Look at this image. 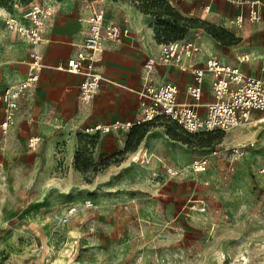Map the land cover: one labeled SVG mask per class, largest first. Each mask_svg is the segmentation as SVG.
<instances>
[{
	"label": "rangeland",
	"instance_id": "rangeland-1",
	"mask_svg": "<svg viewBox=\"0 0 264 264\" xmlns=\"http://www.w3.org/2000/svg\"><path fill=\"white\" fill-rule=\"evenodd\" d=\"M91 1H99L107 14L113 3L131 6L151 17L155 36L156 30L162 31L164 41H214L233 64L248 55L262 75L264 20H245L238 26L241 9L226 0L215 1V15L200 10L203 0H168L176 16L166 14L161 5L146 10L149 0H0V93L13 86L5 82L6 73L18 72L30 58L25 37L8 28V15L29 26V7L50 3L56 12L46 31L58 13L83 14ZM234 49L239 51L232 53ZM253 49L259 54L251 55ZM2 107L0 102L5 119ZM1 122L0 264H264V136L258 125L196 135L168 121L120 125L107 133L85 130L78 135L74 160L57 161L53 173L42 177L37 174L36 151L29 142L27 151L11 145L16 141L14 125L3 129ZM159 126L185 149L182 167L169 162L153 171L145 169L147 163L138 155L131 156L149 129ZM113 131L123 144L98 154L105 135ZM250 142L255 147H246L239 160L224 156L226 148ZM203 156L209 166L195 172L193 161ZM168 169L178 174L172 176ZM184 179L190 181L186 208L174 219L166 214L167 193ZM143 206L151 207L150 214L157 218L143 219ZM61 209L65 214L57 219Z\"/></svg>",
	"mask_w": 264,
	"mask_h": 264
},
{
	"label": "crops",
	"instance_id": "crops-1",
	"mask_svg": "<svg viewBox=\"0 0 264 264\" xmlns=\"http://www.w3.org/2000/svg\"><path fill=\"white\" fill-rule=\"evenodd\" d=\"M206 1V4L203 3L204 0L201 2L203 6L200 10L202 9L205 15L218 13V9H213L216 2ZM94 5L101 7L99 1H91L86 4L83 14L65 12L56 15L51 26L44 32L42 42L37 46V50L43 56L45 67L38 82L26 96L19 100L20 109L11 129L12 134L16 136H14L16 141L11 142V145L15 144L27 151L29 140L39 138L36 148L32 150L36 151L34 153L35 162L39 164L37 174L40 171L42 177L53 173L57 161L69 163L74 160L79 146L78 135L82 131L92 130L98 125L117 124L119 127L128 123L132 126L149 125L137 122L142 117L138 92L147 82L144 65L149 58L158 55L161 46L156 41L154 28L151 26V17L122 2L113 3L108 8V14L105 11L107 20L128 28L130 34L119 44H107L99 56L98 70L103 74L104 80L90 106L85 107L79 101V86L82 78L58 69L65 67L68 60L74 57L82 46L86 20L90 7ZM208 5L211 6L210 11H206ZM193 12L194 10L191 11ZM204 41V43H198L201 47L198 58L200 62L208 58L219 57L226 64L245 68L250 75H260L257 73L254 61H250L248 55L247 63L241 64L239 61L233 64L231 59L225 56L220 44L214 41ZM25 44L30 49V57L33 47L27 42ZM238 51L234 49L232 53ZM259 52L253 49L251 55L256 56ZM29 64L30 58L18 72L8 71L5 75V82L13 86L22 82L28 75ZM152 80L155 84L170 82L177 85L180 90L179 98L183 101L189 100L186 89L192 81L190 73L179 71L171 66H160L153 72ZM210 82L211 77L206 75L205 102L211 100ZM2 110L4 111L3 107ZM1 120L3 122L4 117L3 119L1 117ZM116 128L112 127L113 130ZM122 144L123 140L117 139L116 131H113L105 135L97 153L110 150V147H119ZM12 151L14 150L11 148L5 152L9 155ZM132 155L142 158L147 163L145 169L153 171L165 167L163 163L169 162L180 168L187 159V153L182 145L173 143L164 132V127L161 126L150 128L139 143L138 150ZM189 183L190 181L184 179L182 184L173 187L174 191L171 189L167 193L171 196L166 202V214H172L174 219L185 211ZM150 205L154 207L155 203ZM149 208L151 207L141 208L142 218L156 219L155 215L150 214ZM62 214H65V209H61L56 218L59 219Z\"/></svg>",
	"mask_w": 264,
	"mask_h": 264
},
{
	"label": "built area",
	"instance_id": "built-area-1",
	"mask_svg": "<svg viewBox=\"0 0 264 264\" xmlns=\"http://www.w3.org/2000/svg\"><path fill=\"white\" fill-rule=\"evenodd\" d=\"M216 1V0H210ZM236 4L241 9L236 18V24L242 26L245 20L260 23L264 20V0H226ZM208 5L206 11H210ZM55 7L33 4L29 7L28 19L31 25L24 26L13 15H8L6 24L12 31L25 37L33 47L30 54L29 72L19 84L9 87L0 93V102L4 105L5 119L3 129L13 124V118L19 110V100L26 96L38 82L43 68V56L37 50L42 42L45 28L55 15ZM130 30L114 21L106 19V12L99 6H91L86 20L83 44L77 54L70 58L65 67L58 69L82 78L79 89L80 104L88 107L96 98L103 74L98 70L99 56L109 43L119 44ZM201 47L196 41L182 39L161 44L155 57L149 58L145 65L146 84L138 92L139 106L142 117L137 122L159 123L167 120L175 123L189 134L223 132L256 123L264 136V54L262 55V75H250L245 68L222 62L217 57L208 58L204 62L198 60ZM240 63L249 61L247 55L240 58ZM171 66L179 71L192 75V81L187 85L186 94L189 98L183 101L179 98L177 85L164 82L155 84L152 74L157 67ZM206 75L211 77V100L204 101V83ZM127 127L132 126L130 123ZM113 126L98 125L91 131L109 132ZM39 138L29 140V147L36 148ZM246 147H255L254 142L247 146H232L225 149L224 156L231 161H237L244 154ZM217 150L214 151L218 155ZM208 158L203 156L193 161L195 172L206 171ZM172 176L178 171L168 169ZM264 177V168L260 169ZM73 212V211H72Z\"/></svg>",
	"mask_w": 264,
	"mask_h": 264
},
{
	"label": "trees",
	"instance_id": "trees-1",
	"mask_svg": "<svg viewBox=\"0 0 264 264\" xmlns=\"http://www.w3.org/2000/svg\"><path fill=\"white\" fill-rule=\"evenodd\" d=\"M2 1L8 2V3L12 2V0H2ZM31 1L32 0H26V3L31 2ZM149 1L151 3H149V5L144 6L146 8V10L149 9L150 7H154L155 5H161V6L165 7L166 14L176 16V13L174 12V9L171 7V5H169L170 3L168 2V0H149ZM174 30L175 31H172V35H175L176 31H178L179 29L176 27ZM164 35H165V33H163L162 31L156 30V36H155L156 40L160 41L161 44H167V43L172 42V41L182 40V39H175V40H170V41H164L163 40ZM163 121H167V120H163ZM169 123H171V122H169ZM147 124L154 125L156 123H147ZM172 124L176 125L175 123H172ZM211 133H216V132H211ZM196 134H210V133H196ZM196 134H193V135H196Z\"/></svg>",
	"mask_w": 264,
	"mask_h": 264
},
{
	"label": "bare ground",
	"instance_id": "bare-ground-1",
	"mask_svg": "<svg viewBox=\"0 0 264 264\" xmlns=\"http://www.w3.org/2000/svg\"><path fill=\"white\" fill-rule=\"evenodd\" d=\"M254 126L256 125V123H252Z\"/></svg>",
	"mask_w": 264,
	"mask_h": 264
}]
</instances>
